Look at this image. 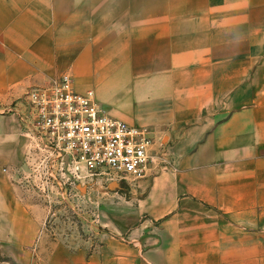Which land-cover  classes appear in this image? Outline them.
<instances>
[{
  "label": "crops",
  "instance_id": "obj_1",
  "mask_svg": "<svg viewBox=\"0 0 264 264\" xmlns=\"http://www.w3.org/2000/svg\"><path fill=\"white\" fill-rule=\"evenodd\" d=\"M63 72L172 158L110 204L95 247L54 240L24 264H264V0H0V173L28 143L1 107ZM3 176L31 246L41 226Z\"/></svg>",
  "mask_w": 264,
  "mask_h": 264
},
{
  "label": "built area",
  "instance_id": "obj_2",
  "mask_svg": "<svg viewBox=\"0 0 264 264\" xmlns=\"http://www.w3.org/2000/svg\"><path fill=\"white\" fill-rule=\"evenodd\" d=\"M1 110L17 115L29 150L75 173L137 181L170 163L147 128L110 115L92 89L74 88L68 72L28 86Z\"/></svg>",
  "mask_w": 264,
  "mask_h": 264
},
{
  "label": "rangeland",
  "instance_id": "obj_3",
  "mask_svg": "<svg viewBox=\"0 0 264 264\" xmlns=\"http://www.w3.org/2000/svg\"><path fill=\"white\" fill-rule=\"evenodd\" d=\"M155 146L164 149L171 162L168 145L155 143ZM3 175L8 176L12 185L8 194H15L23 202L33 225L39 229L41 226V231L31 246L16 248L19 241L12 235L15 225L6 217V212L18 209L13 204L0 202V264H24V260L42 257L54 240L72 249L95 247L109 231V217L119 210L110 204L132 198L141 187L140 180L63 169L43 153H33L28 143L23 161L12 170L0 173L1 185L5 181ZM19 221L22 228L30 224L27 217Z\"/></svg>",
  "mask_w": 264,
  "mask_h": 264
}]
</instances>
